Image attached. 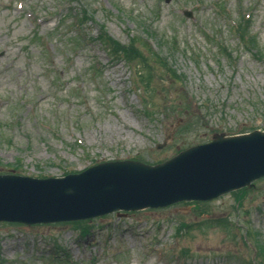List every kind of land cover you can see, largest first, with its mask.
Wrapping results in <instances>:
<instances>
[{
  "label": "rangeland",
  "instance_id": "374dc122",
  "mask_svg": "<svg viewBox=\"0 0 264 264\" xmlns=\"http://www.w3.org/2000/svg\"><path fill=\"white\" fill-rule=\"evenodd\" d=\"M256 131L264 0H0V174L151 166ZM54 251L59 264H264V177L79 223L0 222V264Z\"/></svg>",
  "mask_w": 264,
  "mask_h": 264
},
{
  "label": "water",
  "instance_id": "95a60500",
  "mask_svg": "<svg viewBox=\"0 0 264 264\" xmlns=\"http://www.w3.org/2000/svg\"><path fill=\"white\" fill-rule=\"evenodd\" d=\"M262 176L264 132L219 137L156 166L110 162L62 178L0 175V221H71L209 200Z\"/></svg>",
  "mask_w": 264,
  "mask_h": 264
},
{
  "label": "trees",
  "instance_id": "16d2710c",
  "mask_svg": "<svg viewBox=\"0 0 264 264\" xmlns=\"http://www.w3.org/2000/svg\"><path fill=\"white\" fill-rule=\"evenodd\" d=\"M82 222H84V221H82ZM75 223H79V222H75Z\"/></svg>",
  "mask_w": 264,
  "mask_h": 264
}]
</instances>
